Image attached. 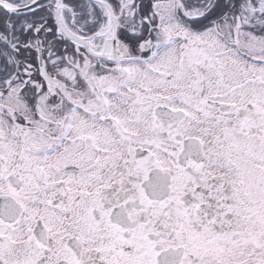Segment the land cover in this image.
<instances>
[{
  "label": "snow or ice",
  "instance_id": "1",
  "mask_svg": "<svg viewBox=\"0 0 264 264\" xmlns=\"http://www.w3.org/2000/svg\"><path fill=\"white\" fill-rule=\"evenodd\" d=\"M0 264H264V0H0Z\"/></svg>",
  "mask_w": 264,
  "mask_h": 264
}]
</instances>
